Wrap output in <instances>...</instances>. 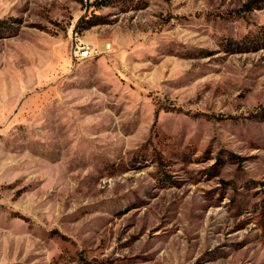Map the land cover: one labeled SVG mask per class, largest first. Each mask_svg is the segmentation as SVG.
<instances>
[{
	"label": "rangeland",
	"instance_id": "obj_1",
	"mask_svg": "<svg viewBox=\"0 0 264 264\" xmlns=\"http://www.w3.org/2000/svg\"><path fill=\"white\" fill-rule=\"evenodd\" d=\"M94 1L0 0V264H264V0Z\"/></svg>",
	"mask_w": 264,
	"mask_h": 264
},
{
	"label": "built area",
	"instance_id": "obj_2",
	"mask_svg": "<svg viewBox=\"0 0 264 264\" xmlns=\"http://www.w3.org/2000/svg\"><path fill=\"white\" fill-rule=\"evenodd\" d=\"M88 55V49L87 48H80L79 49V56L80 57H85V56H87Z\"/></svg>",
	"mask_w": 264,
	"mask_h": 264
},
{
	"label": "trees",
	"instance_id": "obj_3",
	"mask_svg": "<svg viewBox=\"0 0 264 264\" xmlns=\"http://www.w3.org/2000/svg\"><path fill=\"white\" fill-rule=\"evenodd\" d=\"M109 0H95L94 3L95 4H104L107 3Z\"/></svg>",
	"mask_w": 264,
	"mask_h": 264
}]
</instances>
